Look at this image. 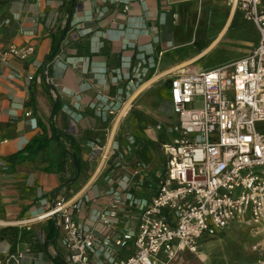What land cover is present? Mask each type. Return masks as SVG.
<instances>
[{"label":"crops","instance_id":"0c3cea01","mask_svg":"<svg viewBox=\"0 0 264 264\" xmlns=\"http://www.w3.org/2000/svg\"><path fill=\"white\" fill-rule=\"evenodd\" d=\"M200 1L0 0L5 22L0 36V258L30 246L26 264H67L68 251L60 244L62 232L55 219L36 223L29 232L14 223L41 213L61 197H88L94 200L73 217L98 234L104 232L90 214L106 206L105 177L116 174L118 162L124 166L121 173L131 178L129 192L147 200L155 196L165 178L163 147L170 143L169 127L176 121L169 80L179 71L231 64L252 53L259 40L255 24L232 10L227 0H206L208 12L223 14L218 35L195 55L163 61L167 45L182 34L178 21L194 18ZM236 18L250 22L256 31L250 41H240V58L212 69L198 67ZM60 35L57 55L45 64L52 41ZM10 45L32 46L33 55L23 62H3L2 53ZM141 54L155 66L134 87L130 81ZM98 108L112 110L113 116L106 112L102 119ZM36 139H44L42 149L27 155L28 144ZM19 153L26 155L21 161L15 158ZM137 219L136 210L122 211L118 230H135ZM256 225V233H264V225ZM254 245L264 247V237Z\"/></svg>","mask_w":264,"mask_h":264},{"label":"built area","instance_id":"2783aa9c","mask_svg":"<svg viewBox=\"0 0 264 264\" xmlns=\"http://www.w3.org/2000/svg\"><path fill=\"white\" fill-rule=\"evenodd\" d=\"M228 2L255 24L257 48L231 64L183 70L171 77L169 97L176 121L169 127L170 143L163 147L165 178L155 196L147 200L129 192L131 178L121 173L124 166L117 161L116 174L105 177L106 206L90 214L104 232L98 234L73 217L94 200L88 197H61L41 213L16 221V226L29 232L32 225L55 219L62 232L60 244L68 251L67 264H166L184 252L197 255L204 236L216 235L247 213L251 222L264 225V134L254 126L264 122V0ZM4 26L0 14V36ZM33 52L32 46L10 45L1 60L23 62ZM135 66L130 81L134 87L155 65L141 54ZM106 112L113 115L110 109H97L102 119ZM125 210L138 212L135 230H118ZM29 247L6 254L0 264H26ZM252 250L259 254L257 264H264V247L254 245Z\"/></svg>","mask_w":264,"mask_h":264},{"label":"rangeland","instance_id":"374dc122","mask_svg":"<svg viewBox=\"0 0 264 264\" xmlns=\"http://www.w3.org/2000/svg\"><path fill=\"white\" fill-rule=\"evenodd\" d=\"M228 6H230L229 2ZM223 18L221 12L217 14L208 12L206 0H201L194 18L191 20L180 18L178 21L182 34L173 43L167 45L168 50L163 61L168 58L183 59L198 53L218 35ZM228 31L215 49L199 60L198 67L212 69L240 58L244 49L239 45L240 41H250L256 35L253 25L239 18L235 19ZM172 124H175V119ZM254 126L259 133L264 134V122H256ZM164 167L162 163L160 170ZM249 219L250 213H247L242 220L232 223L216 235L204 236L198 255L199 253L205 255L207 258L205 262L201 261L198 255L184 252L166 264H257V253L251 251V246L254 242L263 239L264 233H256L257 225L249 223Z\"/></svg>","mask_w":264,"mask_h":264},{"label":"trees","instance_id":"16d2710c","mask_svg":"<svg viewBox=\"0 0 264 264\" xmlns=\"http://www.w3.org/2000/svg\"><path fill=\"white\" fill-rule=\"evenodd\" d=\"M63 37H64L63 35H60V37L58 39L55 38L52 41V45H51V48L49 51L50 53L47 56L45 64L51 62L55 58V56L58 53L57 51L59 49L60 43L63 40ZM43 141H44V139H36V140H33V142L31 144H28L27 149H29V151H28L27 155H34V154L38 153L42 149ZM25 156L26 155H24V153H19V154L15 155V158L18 159L19 161H21L25 158ZM51 230H52V228H51Z\"/></svg>","mask_w":264,"mask_h":264},{"label":"bare ground","instance_id":"6f19581e","mask_svg":"<svg viewBox=\"0 0 264 264\" xmlns=\"http://www.w3.org/2000/svg\"><path fill=\"white\" fill-rule=\"evenodd\" d=\"M231 9L234 10V8H232V7H231ZM149 84H150V83H149ZM146 86H148V84L145 85V86L143 85L142 87H140L138 91L142 90V89L145 88ZM128 105H129V103H126L124 106L122 105L123 108H121V110H120L119 113H118V114H119V118H118V120H120L121 117H123V116L125 115V112H126V110H127ZM108 151H109V149H106L105 154L102 155V160H103V161H104V159H106V155L108 154ZM198 256H199V259H201V261H203V262H205V260L207 259L205 255L199 254Z\"/></svg>","mask_w":264,"mask_h":264}]
</instances>
